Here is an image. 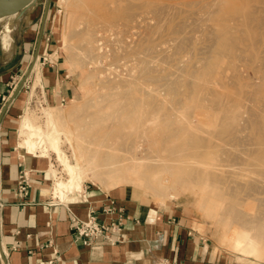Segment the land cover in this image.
<instances>
[{
    "label": "bare ground",
    "instance_id": "obj_1",
    "mask_svg": "<svg viewBox=\"0 0 264 264\" xmlns=\"http://www.w3.org/2000/svg\"><path fill=\"white\" fill-rule=\"evenodd\" d=\"M16 1H18V0H0V4H2V3L9 4V3L16 2ZM66 1H67L66 2V4H67L66 10L67 11L65 14L67 15V25H66L67 30H66V33L64 32L65 33L64 47L68 50V52L70 54V58H72L73 62L76 65H79L85 71H87V69H89V66H88L89 63H92V67L95 71H98V69L107 70V67L109 69L110 66H113L114 62H115V64H117V63H120L122 61H124V62L128 61L129 63H132L133 66L129 70V75L127 77H122L119 85L117 83V85L113 86L112 92L110 94H108L107 92L105 94H103L107 98V101H108L107 104L108 105H106L103 108H99L96 111L88 112L87 116H85V117H79L80 118V124L78 126L76 125L77 128L82 129L83 131L85 130V131L89 132L90 133L89 136H93V137L90 138V141H91V142H89L90 146L86 147L84 145V141L82 140V135H77L76 142L78 144V150H73V154H72L73 160H71L72 157L69 158L68 155L65 154V151H63V149H62V136H63L62 131L64 130V129H62V127H64V125L60 126L58 123L63 122L62 121L63 115L61 116V115H56L52 112H48L46 118H47V121L49 122V126L46 127L47 129L43 128L41 125L39 126L36 123V121H35L36 116L31 114V112H26L22 116L21 121H20V131H19L20 139H21V141H20L21 148H25L27 150H32V151L33 150H35V151L39 150L41 157H48L47 156L49 154L48 151L52 149L57 154L58 163L61 166H63V170H62L63 173L58 172L56 169L55 170L52 169L53 178L55 180L54 186H53L54 195L60 196L63 198L64 196H68L69 194H73L76 192H79V194H80V192L83 191V189H84L83 183L85 182V180H89L90 182H94V183H97V184H100L102 186H106L109 188H113L122 182H128V184L132 183V185L133 184H140L141 186H143V188H145L146 190H149L150 194L152 193L154 198H156V197L160 198V200L164 203L167 200V193L172 191V192H174L173 195H176L177 193L175 191L178 189V185L181 184L182 182L188 181V182H193L195 184H197V182H198V184H199V181H202L203 182L202 184L204 185V187L202 186L203 192L206 190V188H209L210 186L213 187L211 184H214V186H216V188L213 187L215 189H213V192H211L213 194H216L215 191L218 189H219L218 191H221V188H223V187L226 188V189L224 188V191L222 189L223 192L220 194V198H219V196H212V197L208 198L207 201L205 200L206 197L203 198V200H205L204 203L207 202L209 209L212 212L217 211L219 209L221 211H225L228 209L227 213H229V214L227 216H229L228 217V219H229L234 214L235 210L232 208V206L234 204H231V205L229 204L230 206H227V205H228V201H230L232 199V197L234 196L236 188L234 187V183H233L234 180L232 181V179H229L230 177L225 178L224 176H226V175L221 176L220 173H218V172L223 171V169H221L220 166L221 165L226 166V165L218 164L219 163L218 161H220V160L218 159L217 156H216L217 159H215L216 158L215 154H217V153H214V151H216L217 148L215 147L216 148V150H215L214 147L211 146V147H213V149H210V150H214V151L211 152L209 150V152L207 154V155H210L212 157L211 160L208 159L211 157H208L206 155L207 158H205L204 161H199V160L196 161L194 157H190V160L186 159L187 161L181 162L182 160L180 159V157L182 155L184 156V155L189 154V153L192 156L198 155V154L202 155V154H204V152H207L206 150L210 144L213 143V145L215 144V146L218 145V146H221V148H222L223 147L222 145L224 143L225 147H223L221 150H219V148H218V150H219L218 154L221 155V159L223 160V162H225V164L226 163L231 164L232 169L234 170L233 164L234 165L240 164L241 160L237 156H234L235 155L234 153H231L232 150H231V152L230 151L228 152L226 150V147L228 149L231 146L230 144L233 145L236 143V145H237V142L239 141V138H238L239 133L237 136L234 132L237 129V127L240 129V124L239 125L236 124V121H235L236 117L234 120L232 118L233 116L232 117H229V115L225 116V117L222 116L223 118L222 117L221 118L223 119V122H222L223 125H222L221 129H219L215 132L213 131V133L211 131H210V133H207L209 130H212V129H209V130L207 129L208 131L205 133H207L209 135V138H210V136H212L211 137L212 141L207 137L208 135L206 136V134H204L203 132H202V134H204V135H202L199 132V130L198 131L195 130L191 134V136H189L188 138H186L184 140L182 139L183 129L180 127H176V128L175 127H166L164 130L159 131V113H158V105L159 104H157V102H155L156 101V99H154L155 97L152 98L153 93L155 92V89H154V92H151L150 90L147 91L145 89L144 90L141 89V87L144 88V86H141V87L137 86V83H139V78H141L142 76L143 77L145 76L148 78V76L150 74V72L148 73L144 70V65L150 60V57L153 54V53L151 54V51L153 49H151V51H150V49H148L149 47L148 48L146 47L147 50H145V48L140 49L139 45H138L139 42H138V44H136V46H130L131 43L129 46H127V45L122 46L121 43L123 44L124 40L123 41L121 40L122 41V42L120 41V45L122 46L121 54H119L117 52V54L114 56V62L112 61V63H111L108 60L109 61L108 66H104L103 61H104V59L107 58V56H106V54L103 53L104 51L103 52L101 51L102 45L100 42L102 41V39H101L102 37H100L98 30H97V28L99 27L98 25H100V23H103L106 26L116 27V31L114 33L118 32V34H119V32H123V31H121V27L122 28L127 27V25L134 19V17H136L135 16V14H136L135 9L138 7L135 5L134 2H132V3H134V5H133L130 3V1L127 2V0H126V2H127L126 5L122 4V1H125V0H66ZM260 1L263 2L264 0H260ZM227 2H229V1H227ZM155 3H157V2H155ZM175 3H177V4H175ZM175 3H173V6L171 5L172 9L176 6L173 10L167 6V8L171 10L170 13L167 11L169 13V14L167 13L168 18H169L170 14L172 15V12L173 13L175 12V9L177 10L176 12L179 14L181 8H182V12H183L187 7L190 8V9H188L190 11L192 9V7H199V8L204 7L205 8L208 5H212V4H214L215 7L217 6L216 8H218V9L220 7V9L218 11L208 12V14L210 13V15L213 18L214 17L216 18V16H218L217 14H219V11H222L221 7L223 5V2L221 0H176ZM178 4L180 6L182 5V7H177V6H179ZM166 5H168V4H166ZM260 5H259V8H260ZM262 5H264V4L262 3ZM183 6H186V7L184 8ZM257 6H256V8H257ZM164 7L166 8V6H164ZM165 8L162 9V6H161L159 9L166 11L167 9H165ZM210 8H211V6H210ZM212 8H214V6ZM222 8H224V7H222ZM138 9H141V8L139 7ZM159 9H158V11L161 12V10H159ZM154 10L157 12L156 8H154ZM196 10L199 13L198 9H196ZM214 10H217V9H214ZM160 12H157V13H160ZM191 12H189V14H191ZM177 13H176V15H178ZM259 13L261 14V11ZM259 13H258V15H255V16H260ZM163 14H164L163 16H165V15L167 16V14H165V13H163ZM194 14L195 13H193L189 16L191 17ZM203 14H205V13H203ZM160 15L162 17V14H159V16ZM199 15L200 14H198V16ZM263 15H261V17ZM203 17H201V18L203 19ZM263 17H262V20H264ZM10 18L11 17H9V19ZM162 18L166 19L167 17H162ZM208 18L210 20V16H208ZM161 19H160L159 23H161ZM176 19H177V17H176ZM168 20L166 19L165 21H168ZM190 20L189 19L185 20L188 22H185L184 25H182L183 23H181L180 21L177 22L178 27L180 28L179 30L177 29L178 33H179V31L181 33V29L185 28L186 23H189ZM260 20L261 19H259V21ZM173 21H175V20H173ZM194 21H196V20H193V22ZM177 23H175V24H177ZM179 23H181L180 26H179ZM195 23H197V22H194L191 24L192 28H191L190 24L186 25V27L188 25L190 26V27L188 26L190 28V32H193V30H194L193 28H195L193 26L196 25ZM207 23H209V22L207 21ZM261 23H263V21ZM261 23L259 22V26ZM163 24H164V21H163ZM165 24H167V23H165ZM165 24H164V26H166ZM168 24H169V22H168ZM200 24L198 23V26ZM210 24H211V22H210ZM155 25H158V24H155ZM247 25H248V23H247ZM102 26H100V27H102ZM117 26H119V28ZM198 26H196V28H195V30H197V31L200 29L201 25H200L199 29L197 28ZM262 26H261V28L264 27V26L263 27ZM150 27H151V25H150ZM161 27L162 28H160L159 32H162V30H163V26H161ZM176 27L173 30H176ZM224 27H226V26H224ZM103 28H104V26H103ZM204 28H206V26H204L202 29H204ZM212 28H213V26H212ZM127 29H128V27H127ZM191 29H193V30H191ZM183 30H182V33H183ZM185 30H186V28H185ZM188 31L189 30H187V32ZM201 31H200V33H201ZM174 32H171V33H174L176 35L177 31H174ZM190 32H188V33L190 35H192L195 31L192 34ZM203 32H204V30H203ZM241 32H243V31H241ZM212 33L213 32L211 31V35L204 34L207 37L209 36L207 40L208 41L210 40L211 44L209 46L207 45V47H205L206 46L205 45L204 49H201L202 47H199L198 51H197V52H200V53H198V55L199 54L201 55L200 58L199 57L197 58V59H199L198 63L202 64V66L200 64H198V66H200L201 68H197L195 66L193 68H191L193 66V64H192V66L188 65V66H191V67H189L190 68L189 69L190 77L191 76H193V77L199 76L201 78H204V77H207L209 75L212 76L216 73H219L220 71L217 70L216 66L212 64L214 58L217 59L220 55L223 56L225 54H229V53L232 54L233 53L235 55V57L237 58V61H239L241 59H244L246 54H247V57H253L254 52H255L254 50L257 47H259L260 45H262L263 50L261 52L262 55L260 56V60L257 62H253L251 64V66L248 64L250 67L246 66V67L240 68V67L234 66L233 69H235V70L237 69V73H235L232 76V80L229 79V81H231V83H232V81L234 82L235 80L239 81L240 78L243 79L245 77V75H244L245 71L249 72L250 70L253 71V73H252L253 78H256L257 80H260V81L264 80V33L261 32V34L255 38L254 45L248 46L245 48H241V49L240 48L236 49L233 46V44L236 43L237 41L235 42L234 41L235 39H233L230 34H227L228 32H225V34H223V35H215V36L213 35L214 33L213 34ZM126 34H128V33H126ZM184 34L186 36V33H184ZM189 34H188V36H189ZM201 34H203V33H201ZM128 35H132V34H130V32H129ZM194 35L195 34H193L191 40H188V38L189 37L191 38V36H189V37L187 36L188 38L185 37V39L188 42H186V41H184V42L189 43V41H191V44L193 45L194 44L193 38L197 36V35L196 36H194ZM112 36H116V34L115 35L113 34ZM183 36H181V37H183ZM132 37H134L133 39L138 38V37H135L133 35H132ZM203 37L204 36L202 35L201 38H203ZM117 38L119 39V37H117ZM121 39H124V38L122 37ZM182 39L183 38H181V42H183V40H185V39H183V40ZM203 39H201V41ZM195 40H194V42H195ZM197 40H198V38H197ZM207 40H206V42H207ZM113 41H114V39H113ZM141 41H142V38H141ZM172 41L176 42L175 43L176 45L172 42L174 44V45L172 44L173 48H174V46H177V43L180 42L178 39H177V41H175V39ZM144 42H146V41H144ZM181 42L179 43V45L182 46L184 42L182 44H181ZM197 43H198V41H197ZM203 43H205V42H203ZM126 44H128V42ZM133 45H135V44H133ZM143 45L144 44L140 45V47ZM179 45L177 46V48L179 47ZM192 45H191V47H192ZM187 46H190V45H186V47ZM255 46H257V47H255ZM118 47L121 48L119 46V44H118ZM110 48H112V47L110 46ZM115 48L116 47L114 46V49ZM187 48H186V50H187ZM169 49H172V47ZM193 49L194 48L192 47V51H193ZM5 50L9 54V56L14 54L15 47H14L12 40L9 41L8 45L5 47ZM110 50H108V51H110ZM178 50H179V52L178 51L177 52L180 54L181 49H178ZM184 50H185V48H184ZM189 50L191 51L190 48H189ZM199 50H201V51H199ZM110 52H106V53H110ZM188 53H190V52H188ZM108 56H109V54H108ZM174 56H176V55L174 54ZM169 57L171 58L172 56L170 55ZM169 57H168V59H167V56L165 58L167 60L171 61V59H169ZM191 57H192V55H191ZM225 57H228V56H225ZM181 58H184V57L179 56L180 61H183ZM228 59H229V57H228ZM245 59H247V58H245ZM164 60L165 59H163L162 61H164ZM172 61H173V58H172ZM174 61H176V60H174ZM174 61L172 63H174ZM180 61L178 63H180ZM184 61L187 62L186 59H184ZM243 62H244V60H243ZM165 63H167V62L165 61ZM181 63H183V62H181ZM171 64H169V66ZM174 66H175V63H174ZM188 66H187V69H188ZM117 67H118V64L115 66V68H117ZM175 67H177V68H174V69L183 68L182 66H180V64H179V67H178V65ZM35 68H37V65L35 66ZM141 68L143 69V71H140ZM242 68H244V69L242 70ZM134 69H136V72H135V73H137L136 76H133L134 74H132L134 72ZM183 69L185 70V68H183ZM184 70H183V72H184ZM180 72L179 73L181 76L182 71H180ZM140 75H141V77H140ZM153 75H155V74H153ZM177 75H179L178 72H177ZM248 75L249 74H247L246 76H248ZM230 76H231V74L228 75V77H230ZM145 77H144V79L146 81ZM249 77H250V75H249ZM159 79H164L165 83L162 86L168 90H173V91L176 90V85L179 83L178 80L172 79L169 76L166 78H159ZM204 79L206 80V78H204ZM194 80H196V79L194 78ZM200 80L202 81V79H200ZM140 81H141V79H140ZM196 81H187L188 82L187 87L190 90L189 96H191L192 94H196L203 87L202 86L203 84H200L198 81L197 82ZM146 82H148V81H146ZM251 84H252V82H251ZM204 85L206 86V84H204ZM255 86H257V85H255ZM261 86L262 87L264 86L263 83L261 84ZM222 87H224V86H222ZM262 87H260V88H262ZM103 88H105V87H103ZM229 88H231V87H229ZM203 89H204V87H203ZM224 89H221V90H224ZM257 89H258V91H260L259 88H257ZM263 89H264V87H263ZM236 90L237 89H235V91ZM239 90L240 89L238 88V91H236V93L234 95H236L237 92H239ZM198 94H199V92H198ZM204 94H205V92H204ZM231 94H229V95H231ZM232 96H233V94H232ZM249 98H250V95H249ZM243 99H244V97H243ZM246 100H248V99H246ZM254 102H255V98H254ZM78 103L73 102V104H72V106L75 105V106L71 107V108H74V109H72L73 115H77V114L82 115L84 113V111L78 105ZM220 105H223V104L221 103ZM257 105H260V104L256 102V106ZM148 106H150L149 110L146 109ZM242 106H243V104H242ZM247 106H248V104H247ZM251 106H252V104H251ZM251 106H249V107H251ZM255 107L254 108L253 107L252 108L246 107V109L244 110V114L248 113L251 117L250 119L248 117L247 118L244 117V118H246V119H244V121H247V119H249L246 122V124L248 126L254 125L257 127V129H256L257 132L255 133V136L254 137L250 136L252 139L249 137L251 139V141H249L248 140L249 138L246 137L247 139L245 138V140H246L245 142L248 141L249 143H251V142L254 143L255 141H259L261 143V146L264 147L263 146L264 145V121L260 120L261 118L258 119V117H257L258 114L256 113L257 108H255ZM50 109H52V108L50 107ZM217 109H215V110H217ZM261 111L263 113L264 110H261ZM201 114H203V113H201ZM201 114H199V115H201ZM189 115L191 116L192 114H188V116ZM237 117L239 118V116H237ZM238 118H237V120H238ZM262 118H264V116H262ZM218 126H219V124H218ZM244 127L245 126H243V128ZM219 128H220V126H219ZM251 128H253V127H251ZM245 129H248V127H246ZM202 130H203V128H202ZM85 134H86V132H85ZM159 138H160V140H159ZM67 140H70L68 136H66V141ZM44 141L47 144L48 148H45L43 146ZM215 141H217V143H215ZM240 141H241V139H240ZM218 142L221 145L218 144ZM221 142H223V143H221ZM241 142H238V145ZM73 143H75V141ZM158 143H160L159 144L160 146L165 147V152H167V155H166L167 157H164L163 154H161L162 156H160L159 154H158L159 156L158 155L157 156L151 155V153L153 151V147L151 149V146H153V145L157 146ZM255 143H257V142H255ZM242 144H245V143H241V145ZM83 145H84V147H83ZM146 145H148L149 147H146ZM253 145H255V147H257L256 144H253ZM71 147H72V145H71ZM253 147H250V148H253ZM236 148H237V152H238V147H236ZM258 148H260V146ZM234 150L235 149H233V151ZM240 151L241 150L239 147V152ZM237 152H235V153H237ZM253 152H254V148H253ZM160 153H161V151H160ZM245 153L246 152H244V153L240 152L239 154L240 155L244 154V156H245ZM232 154H234V155H232ZM249 154L250 153H248V155ZM252 154H251V156H252ZM256 155H257L256 157H258L257 159L254 156H252V157H254L253 159L251 158L252 161L254 160L253 163L255 164V161L257 160L258 164H260V163L264 164V148L258 149L256 152ZM242 159H246V161L248 160L247 162H249V163L251 161V160L249 161L248 156H247V158L245 157ZM183 160H185V159H183ZM229 164H227V165H229ZM243 164L246 168L249 167V165L247 167L245 165V163H243ZM258 164L256 166H258ZM262 164H260V165L263 168L264 166ZM226 167H223V168H226ZM245 167H243V168H245ZM246 168L243 170L244 171L249 170ZM183 170H187L188 172L191 171L193 174L183 173ZM227 170H229V169H227ZM235 171H237V169ZM251 171H249V173ZM253 171H255L256 173H259L254 169H253ZM255 172H254V174H255ZM237 173H239V172H237ZM249 173L245 172V174H249ZM64 174L66 175V177H64ZM230 174H231V178H233L232 173H230ZM260 174H262V173H260ZM228 176H229V174H228ZM254 176L250 177V178H252L251 182L253 180H255V179H253ZM261 176H259L258 179L262 178V180L264 181V178H263L264 174ZM236 177H238V176H236ZM250 178H249V180H250ZM203 179H205V180H203ZM262 180H258V181H262ZM258 181H256V182H258ZM259 183L261 184V182H259ZM224 184H225V186H224ZM255 184H258V183H255ZM255 184H254V186H255ZM221 185H223V186L221 187ZM238 185H239V187L240 186L242 187V190H244L246 187V186H243L244 183H242V184L239 183ZM238 185H237V187H238ZM245 185H250V186L246 187V190L248 188L249 192H252L254 188L260 189V188H258L259 185H257L254 188H253V185L250 183L245 184ZM218 186H220V187H218ZM239 187L237 188L236 193L238 192ZM250 188H252V190ZM145 189H144V191H145ZM262 190H263V188H262ZM211 191H212V188H211ZM248 191H245V192H248ZM149 192H147V193H149ZM254 192H257V190L256 191L254 190L253 193ZM218 193H220V192H218ZM236 193H235V195H236ZM253 193H251V194L253 195ZM203 194L206 195V192H204ZM248 194H250V193H248ZM261 194H262V192H261ZM258 200L253 199L252 201L256 202ZM263 200L260 199L261 203H259V202L256 203V205L261 204V207H259L260 211H256L255 209H252V210H255L254 211L255 216L258 217L262 222L257 223L256 220H252L250 224H246L243 226L232 228V231L230 233H228V235L226 237V242L228 244V248H229L230 252L235 254L237 256V258H239V260H251V261L255 262V264H263L261 261V256H262L261 248H262V244L264 243V203L262 204ZM246 202H247V200H246Z\"/></svg>",
    "mask_w": 264,
    "mask_h": 264
},
{
    "label": "rangeland",
    "instance_id": "obj_2",
    "mask_svg": "<svg viewBox=\"0 0 264 264\" xmlns=\"http://www.w3.org/2000/svg\"><path fill=\"white\" fill-rule=\"evenodd\" d=\"M49 1H50V5H49ZM128 1H130V3L133 5L135 3V5L138 8L139 7L141 8V9H138V8L135 9L136 10L135 11L136 17H134V19L127 25L128 29H127V27H123V28L121 27V31H123V32H119V34H120L119 35L118 32L114 33L116 31V27L106 26L103 23H100V25H98L99 27L102 25L104 26V28H103V26L100 28L99 27L97 28L100 37H102L101 38L102 41L100 42L102 45L101 51L102 52L104 51L103 53L106 54V56H107V58L104 59L103 64H104V66H108L109 61L111 63H112V61L114 62V56L117 54V52L119 54H121L122 46H124V45L129 46L130 43H131L130 46H136V44H138V42H139L138 45H139L140 49L145 48V50H147L148 47H149L148 49H150V51H151V49H153L151 51V54L152 53L153 54L150 57V60L144 65V70L148 73L150 72V74H151V75L149 74L148 78L144 76L146 78V81H148V82H146L144 77L143 76L141 77V75H140L141 78H139V83H137V86L138 87L144 86V88L141 87V89H143V90L145 89L147 91L150 90L151 92H154V89H155V92H154L155 94L153 93L152 98L155 97L154 98V99H156L155 102H157V104H159L158 105L159 131L164 130L166 127H175V128L180 127L183 129L182 139L184 140V139L188 138L189 136H191V134L195 130H197V131L199 130V132L201 134L203 132L207 136L208 135L207 133H210V131L213 133V131L215 132V131L221 129V127L223 125V123H222L223 119L222 118L225 116H228V115H229V117L233 116L232 118L234 120L236 117V120H235L236 124L237 125L240 124V129L237 127V129L234 132L237 136L239 133V136H238L239 141L238 142H241L243 140L244 142L242 141L241 143H245V144L241 145V143H239V145H238V142H237V145L235 143L233 145L230 144L231 146L228 149L226 147V150L228 152L229 151L231 152V150H232L231 153L235 154V155L234 154H232V155L237 156L241 160L240 164H235V165L233 164L234 170L232 169V165L229 163L225 164V162H223V160L221 159V155L218 154L219 150H221L223 147H225V144L223 142H221V143H223L222 148H221V146H218L217 144H216L217 146H215V144L213 145V143H212L208 146V148L206 150L207 152H204V154H202V155L198 154V155L192 156L189 153V154H186L184 156L182 155L180 157V159L182 160L181 162H185L187 160H190V157H194L196 161H198V160L204 161V159L207 158V156L211 157L210 155H207L209 150L213 149V147L215 150L217 148L216 151H214V150H210V151L211 152L214 151V153H217V154H215V157L217 156L218 159L220 160V161L217 160L219 162V163L217 162L218 164H220V165L224 164L228 167L227 168L226 166L221 165L222 167L220 166V168L223 169V171L218 172V173H220L221 176L226 175L227 177L224 176L225 178L230 177L229 179H232V181L234 180L233 183H234V187L236 188L235 193H236L237 188L239 187V185H238L239 183L240 184L244 183L243 186H246V187H248L250 185H245V184L250 183L253 185V188L256 187L257 185H259L258 188H260V189L254 188L253 191L257 190V192L253 193V191L249 192L248 188L246 190V187L244 190H242V187L240 186L236 195L234 193V196L232 197V199L230 198L231 202L228 201L227 206L234 204L232 206V208L235 210L234 214L229 219H228L229 216H227L229 214V213H227L228 209L225 211H221L219 209L217 211L212 212L209 209L207 202L204 203L205 200L207 201L208 198H210L212 196H219V198H220V194L224 191L225 187L221 188V191H218L219 189L216 191L214 190L216 192V194L211 193V192H213V189L216 188V186H214V184H211V185L215 188H213L211 186L209 188H206V190L204 191V192H206V195H205V194H203L204 192L202 191V189H203L202 186L204 187V185L202 184L203 183L202 181H199V184H198V182H197V184H195L193 182H188V181L182 182L181 184L178 185V189L175 191L177 194L173 195L174 192H172V191L168 192L167 193V200L164 202V203H169V202L178 203L182 207L188 208L189 210H191L195 215H197L199 217V219H201L202 221H204L207 224L209 237L211 238V240H213V242L217 245V247L221 248L225 252H230V250L228 248V244L226 242V237H227L228 233H230L232 231V228L243 226L246 224H250L252 220H256L257 223L262 222L258 217L255 216L254 211L255 210L260 211L259 207H261V204L256 205V203H258V202L261 203L260 199L261 200L264 199V193H263L264 192V181L261 178L262 177L261 175L264 174L263 173L264 167L262 168V166L260 165L262 163L258 164V161L256 160L258 158V157H256L257 156L256 155L257 150L264 148V147L261 146V143L259 141H255L257 143H255L254 141H253L254 143H252V142L249 143L248 141L245 142L246 137L249 138L250 136H252V137L255 136V133L257 132L256 131L257 127L254 125L248 126L246 124V122L251 117L248 113L247 114L245 113L246 114L245 115L244 110L246 109V107L247 108H252V107L254 108L256 106V102L259 103L260 105H257L255 107V108H257V112H256L258 114L257 117H258V119L261 118L260 120L264 121V118H262V116H264V111H263V113L261 111V110H264V89H263L264 86L263 87L261 86L262 83L264 85V80L260 81V80H257L256 78H253V74H252L253 71L252 70H250L249 72L245 71V74H244L245 77L243 79L240 78L239 81L235 80L236 82L232 81V83H231V81H229V79L232 80V76L235 73H237V69L236 70L233 69L234 66L240 67V68L246 67V66L250 67L253 62L259 61L260 56L262 55L261 52H262L263 48H262V45H260L259 47L255 46L257 48L254 50L255 52H254L253 57H247V54L245 55V58H247L248 60L244 58L241 60L238 59L239 61H237V58L235 57V55L233 53L232 54H230V53L225 54L223 56L220 55L217 59L214 58L212 64L215 65L217 70H219L220 72L218 71L219 73L212 75L213 77L211 75L204 77V78H206V80L204 78L199 77V76H196V77L191 76L190 77V73H189L190 68L189 67H191L193 64V66L191 68H193L194 66L197 68H201L200 66H198V64H200L201 66H202V64L198 63L199 59H197L198 57L200 58L201 55L200 54L198 55V53H200V52H197V51H198L199 47H202L201 49H204L205 47H207V45L209 46L211 44V41L207 40L209 36L207 37L204 35V34L211 35V31L214 33V34L212 33L214 36L215 35H223V34H225V32H228L227 34H230L231 37L233 39H235L234 41L238 42V43L236 42L233 44V46L236 49H239V48L241 49V48H245V47L254 45L255 38L258 37L261 34V32L264 33V27H263L264 26V20H262V17L264 16L263 15L264 14L263 13L264 12V9H263L264 5H262V3L264 4V1L262 2L260 0H256V1L255 0H243V1L238 0L239 1L238 2L237 0H221L223 2L222 7H224V8L221 7L222 11H219V14H217L218 16H216V18L215 17L213 18L210 15V13L208 14V12H210V11L211 12L212 11H218L220 9V7H219V9L216 8L217 6L215 7L214 4L208 5L209 7L207 6L205 8L204 7L203 8L202 7H200V8L199 7H192V9L190 11L188 10L190 8L187 7L185 10L183 9L185 11V12L183 11L184 13L182 12V8H181L179 14L176 12L177 10L175 9V12L174 13L172 12V15L170 14L169 18H168V14L171 12V10L168 9L167 6L171 8V5L173 6V3H175L176 0H127V2ZM227 1H229V2H227ZM66 2H67L66 0H32L21 11L15 13L13 15H9V16H0V71H2L3 68H7L6 63L8 62V59H7V56L4 54V52L7 54L5 47L8 45L9 41L13 39V37L15 39V44H16V38H17V35H19L21 25L29 24V22H31L30 23L31 25H33V23H35L36 24V31H38L39 30L38 27H40V23L41 22L44 23L46 11L48 9L47 18L45 21V27L44 28L47 29V31H48V37L50 38V44L52 45L51 54H52V51L54 53V49H56L58 47V52H57L56 56L54 57L51 55L50 59L56 60V58H57L60 60L61 65L64 68L63 69L64 74H65V76H67V80L71 86L72 96L69 99H73V100L68 101L69 99H67L63 105H59L56 107L43 105V104H41V102L38 99L35 98V95H36L35 91L32 92V89L28 88L27 92H25V94L23 95L24 96L23 97V104L20 107L21 109L19 111V117L20 118H18L16 124L19 125L22 116L26 112H31V114L35 115L36 116V119H35L36 123L39 126L41 125L43 128H46L49 126V122L47 121V118H46L48 112H52L56 115H61V116L63 115V120H62L63 122L58 123L60 126L64 125V127H62V129H64L62 131V133H63L62 149H63V151H65V154L68 155V157L70 158V157H72L73 150H78V144L76 142L77 135H82V140L84 141V145L86 147L90 146L89 145V142H91L90 138L93 137V136H89L90 135L89 132H87L85 130L83 131L82 129L77 128V126L80 124V118L79 117H85V116H87L88 112L96 111L97 109L103 108L106 105H108L107 104L108 103L107 98L103 94H105L106 92L108 94H110L112 92L113 86L117 85V83L119 85L122 77H127L129 75V70L132 68L133 65H132V63H129L128 61H126V62L122 61L120 63H117L118 67L115 68V66L117 64H115V62H114L115 65L113 64V66H110L109 69L107 67V70L98 69V71H95L93 69L92 63L88 64L89 69H87V71L82 69L79 65H76L73 62L72 58H70V54H69L68 50L64 47L65 33L67 30L66 29L67 28L66 27L67 15L65 14L67 11L66 10V8H67ZM125 2H126V0L122 1V4L126 5L127 2L126 3ZM132 2H134V3H132ZM155 2H157V3H155ZM166 4H168V5H166ZM175 4H177V3H175ZM48 5H49V8H48ZM259 5H260V8H259ZM161 6H162V9L165 8L164 6H166L165 9H167V10L164 11V10L159 9ZM210 6H211V8H210ZM213 6H214V8H212ZM256 6L258 9L256 8ZM177 7H182V5L181 6L179 5ZM183 7L185 8L186 6H183ZM154 8H156L157 12H160V11H158V9L161 10L162 13L161 12L157 13L154 10ZM195 8L198 9L199 13L197 12V10ZM214 9H217V10H214ZM188 11L189 12L194 11L193 13H195V14L191 16L192 18L189 15H191L193 13L191 12V14H189ZM260 11H261V14L259 13ZM163 13H165V14L168 13V14H167V16L166 15L163 16L164 15ZM176 13L178 15H176ZM203 13H205V14H203ZM258 13L260 14V16H255V15H258ZM159 14H162V17H167L166 19L167 20L169 19V20L165 21L166 19L162 18L161 15L159 16ZM198 14H200V15L198 16ZM207 15L210 16V20H209ZM261 15H263V16L261 17ZM9 17H11V18L9 19ZM176 17H177V19H176ZM185 17L186 18L188 17V18L186 19ZM201 17H203V19ZM258 18L261 20L259 21ZM160 19H161V23H159ZM188 19L189 20L190 19L196 20L194 22H197V23H195L196 25L193 26L195 28H196V26H198V23L199 24L201 23L200 24L201 27H200V25L197 27L198 29L200 27V29L198 30L199 32L197 30H195V28H193L194 30L191 29V30H193V32L197 31L196 32L197 34L195 32L194 33L190 32V28H189L190 26L189 25H188L189 27L188 26L186 27L187 24L191 25L192 23H194L193 20L192 21L190 20L189 23H186V25H185L186 30H185V28H183L184 30L181 29V33H180V31L178 33V30L180 28L178 27L177 22L180 21L181 23H183L182 25H184L185 22H188L185 20H188ZM263 19H264V17H263ZM173 20H175V21H173ZM163 21H164V24L167 23V24H165L166 26H164ZM207 21L209 23H207ZM262 21H263V23H261ZM168 22H169V24H168ZM210 22H211V24H210ZM259 22L263 26L261 24L259 26ZM175 23H177V24H175ZM181 23H179V26L181 25ZM247 23H248V25H247ZM155 24H158V25H155ZM150 25H151V27H150ZM161 26H163V30H162V32H159L160 28H162ZM202 26L203 27L206 26V28L202 29L203 28ZM212 26H213V28H212ZM224 26H226V27H224ZM261 26L263 28H261ZM117 27L119 28V26H117ZM175 27H176V30H173V29H175ZM191 28H192V25H191ZM208 28L209 29L211 28V29L209 30ZM182 30H183V33H182ZM187 30H189L188 32H190L191 34L192 33L195 34L194 36H196V35L198 36V37L196 36L193 38V43H194L193 45L191 44V41H189V43L184 42V41L188 42L185 39V37L188 38L189 36H191V38L190 37L188 38V40H191L192 36H193V34L190 35L187 32ZM203 30H204V32H203ZM174 31H177L176 35L174 34L175 33ZM200 31L203 34H201ZM241 31H243V32H241ZM129 32H130V34H132L135 37H138L139 39L138 38L133 39L134 37H132V35H128ZM171 32H174V33H171ZM126 33H128V34H126ZM184 33H186V36ZM187 33L189 34V36ZM113 34L114 35L116 34V36L119 37V39L116 36H112ZM202 35L204 36L203 37L204 39L201 38ZM181 36H183V37H181ZM122 37L124 39H121ZM141 38H142V41H141ZM176 38L180 42H181V38L185 39V40L182 39L184 43L181 42V44L183 43V45H182L183 47L181 45H179L180 42L178 41L179 43H177V46L179 45V47L177 48V46H174V48H173V45L176 42H174L172 40L175 39V41H177ZM197 38H198V40H197ZM113 39H114V41H113ZM201 39H203L202 41L205 43H203L201 41ZM121 40L122 41L124 40L123 42L125 43V44L121 43L122 46L120 45ZM194 40H195V42H194ZM206 40H207V42H206ZM144 41H146V42H144ZM197 41L199 44L197 43ZM127 42H128V44H126ZM132 43L135 45H133ZM118 44L121 48L118 47ZM142 44H144V45L140 47V45H142ZM186 45H190V46H187L188 47L187 48ZM191 45L194 48L193 51L195 50L194 52L192 51ZM110 46L112 48H110ZM114 46L116 47L115 49H114ZM171 47H172V49H169ZM184 48H185V50L187 48V50L185 51ZM189 48L191 49V51L189 50ZM178 49H181L180 54L178 53L179 52ZM3 50H4V52H3ZM108 50H110L112 53ZM199 51H201V50H199ZM106 52H110V53H106ZM188 52H190V53H188ZM108 54H109V56H108ZM169 54L172 56L171 58L169 57L170 56ZM174 54L176 56H174ZM191 55H192V57H191ZM166 56H167V59L169 57V59H171V61L167 60L165 58ZM179 56L184 57V58H181L183 61H180ZM225 56H228L229 59H228V57H225ZM172 58H173V61L176 60V61H174L175 66L178 65V67H179V64H180V66L185 68V70L183 68L174 69L177 67L174 66V63H172L173 62ZM163 59H165V60L162 61ZM184 59H186L187 62H185ZM178 60L180 61V63H178L179 62ZM243 60H244V62H243ZM165 61L167 63H165ZM181 62H183L184 64ZM169 64H171V65L169 66ZM188 65H191V66H188ZM187 66H188V69H187ZM39 67L40 66L38 63V68ZM65 67L67 68L68 71L66 70ZM142 68L140 71H143ZM182 69L184 70L185 73L183 72ZM243 69L244 68H242V70ZM180 71H182L181 76H180V73H181ZM135 72H136V69H134V72L132 73V74H134L133 76L137 75V73H135ZM177 72L179 75H177ZM153 74H155V75H153ZM230 74H231V76L228 77V75H230ZM247 74H249L250 77H249V75L246 76ZM168 76L172 79H176L179 81V83L176 85V90H174V91L164 88L162 86L165 83L164 79H159V78H166ZM21 77H22V75L14 76V78L10 79V81H14V83L16 84L20 81ZM194 78L196 80L198 79L197 81L200 84H203L202 86L204 87V89L202 87L201 90L198 91L199 94L197 92L196 94H192L191 96H189L190 90L187 87V83H188L187 81H196V80H194ZM140 79H141V81H140ZM200 79H202V81ZM251 82H252V84H251ZM204 84H206V86ZM37 85L38 84H35V86H37ZM255 85H257V86H255ZM222 86H224V87H222ZM103 87H105V88H103ZM229 87H231V88H229ZM260 87H262V88H260ZM238 88L240 90H239V92H237V94H236L237 96H236L234 94L236 93V91H238ZM257 88H259L260 91H258ZM221 89H224V90H221ZM235 89H237V90L235 91ZM204 92H205V94H204ZM230 92L233 94V96ZM12 93H13V90H11V93L9 94V98H10V95ZM229 94H231V95H229ZM249 95H250V98H249ZM243 97H244V99H243ZM254 98H255V102H254ZM246 99H248V100H246ZM73 102H76V103L79 102L78 105L84 111V113L82 115H78V114L73 115L72 109H74V108H71V107L75 106V105L72 106ZM221 103L223 105H220ZM250 103L252 104V106ZM242 104H243V106H242ZM247 104H248V106H247ZM249 106H251V107H249ZM50 107L52 109H50ZM149 108H150V106H148L146 109L149 110ZM215 109H217L219 112ZM201 113H203V114H201ZM188 114H192L194 117L192 115L188 116ZM199 114H201V115H199ZM237 116H239V118ZM244 117H246V118L248 117L249 119H247V121H244V119H246ZM237 118H238V120H237ZM218 124H219L220 128H219ZM243 126H245V127L243 128ZM246 127H248L249 130L245 129ZM251 127H253V128H251ZM202 128H203V130H202ZM207 129L208 130L212 129V130L208 131ZM85 132H86V134H85ZM205 132H207V133H205ZM17 134H18V138H19V132H17ZM204 134H202V135H204ZM66 136H68L70 140L66 141ZM207 137L209 138V135ZM211 137L212 136H210L209 139L212 141ZM250 138L248 139L249 141H251V139H252V138L251 139ZM240 139H241V141H240ZM19 140H21V139H19ZM159 140H160V138H159ZM74 141H75V143H73ZM219 142H218V144H220ZM215 143H217V141H215ZM159 144L160 143H158L157 146L156 145L151 146V149L153 147V151L151 150L152 151L151 155L157 156L159 154L160 156H162L161 154H163L164 157H167L166 156L167 152H165V147L160 146ZM253 144H256L257 147H255V145H253ZM71 145H72V147H71ZM84 145H83V147H84ZM43 146L45 148H48L45 141L43 143ZM211 146H213V147H211ZM259 146H260V148H258ZM20 147H21V145H20ZM146 147H149V146L146 145ZM231 147L235 150L233 151V149ZM236 147H238V152H237ZM239 147H240L241 153L246 152L245 156H244V154H241V155L239 154L240 153ZM250 147L254 148V152H253V148H250ZM218 148H219V150H218ZM21 149H24L25 151H27L30 154L40 156L39 150L38 151H35V150L32 151V150H27L25 148H21ZM160 151H161V153H160ZM48 152H49V154L47 155L48 157H46V158H50V160H51V169H50L51 174L53 175L52 169H54V170L56 169L58 172L61 173L63 170V166H61L58 163L57 154L52 149L49 150ZM235 152H237V153H235ZM247 152L250 154L248 155ZM251 154H252V156L256 157L255 164L257 163L258 166H256L257 164L255 165L253 163L254 160L252 161V159L254 157H252ZM246 155L248 156L249 161L251 160L252 162L250 161V163H249V162H247L248 160L246 161V159H242L245 157L247 158ZM217 157L215 159H217ZM182 158L185 160H183ZM208 159L211 160L212 157L208 158ZM71 160H73V157L71 158ZM243 163H245V165L247 167L249 165V167L246 168ZM227 164H229V165H227ZM262 165L264 166V164H262ZM223 167H226V168H223ZM241 167L242 168L245 167L246 169H249V170L244 171L243 169H245V168L242 169ZM227 169H229V170H227ZM236 169H237V171H235ZM253 169L259 173H256L255 171H253ZM249 171H251V172L249 173ZM237 172H239V173H237ZM245 172L249 173V174H245ZM254 172H255V174H254ZM183 173L193 174L191 171L188 172L187 170H183ZM230 173H232L233 178H231ZM260 173H262V174H260ZM228 174H229V176H228ZM236 176H238V177H236ZM253 176H254L253 179H255V180H253L251 182L252 178H250V177H253ZM259 176H261L260 177L261 179H258ZM64 177H66L65 174H64ZM249 178H250V180H249ZM203 180H205V179H203ZM258 180H262V181H258ZM256 181H258V182H256ZM53 182H55V180ZM254 182L258 183V184H255ZM259 182H261V184ZM253 183L255 184V186ZM83 185L84 186H86V185L95 186V187H99V188L106 189V190H112V189L117 188L119 186L133 187V188H136L143 196L151 198L155 202L163 203L160 200V198H157V197L154 198L152 193L150 194L149 190H146L140 184H133L132 185V183L128 184V182H122L113 188H109V187L102 186V185L94 183V182H90L89 180H85ZM237 185H238V187H237ZM84 186H83V188H84ZM222 186L223 185H221V187ZM224 186H225V184H224ZM218 187H220V186H218ZM211 188H212V191H211ZM262 188H263V190H262ZM144 189H145V191H144ZM222 189H223V191H222ZM250 189L252 190V188H250ZM245 191H248V192H245ZM82 192L83 191H81L80 193H82ZM147 192H149V193H147ZM218 192H220V193H218ZM261 192H262V194H261ZM248 193H250V194H248ZM251 193H253V195ZM73 194L78 195L79 192H76ZM205 197H206V199L203 200V198H205ZM253 199L254 200L259 199V200L255 202V201H252ZM68 200H70V199L67 198L64 201H68ZM246 200H247V202H246ZM263 201H262V204L264 203ZM252 209H255V210H252ZM261 253H262L261 261L264 264V243L262 244Z\"/></svg>",
    "mask_w": 264,
    "mask_h": 264
},
{
    "label": "crops",
    "instance_id": "obj_3",
    "mask_svg": "<svg viewBox=\"0 0 264 264\" xmlns=\"http://www.w3.org/2000/svg\"><path fill=\"white\" fill-rule=\"evenodd\" d=\"M30 23L21 25L16 44L13 37L14 54L9 56L3 50L8 62L0 71L1 113L38 52L37 69L34 66L0 127V264H255L217 247L207 224L188 208L155 202L136 188L106 190L86 185L78 195H54L50 158L21 149L20 123H16L28 88L41 104L52 107L63 105L72 93L60 60L50 59L58 47L51 54L44 23L38 31ZM18 75H22L18 83L10 81ZM24 172L30 182L26 197L18 192ZM67 198L70 200L64 201ZM107 208H113L112 214L103 212ZM91 209L101 221L115 220L122 212L125 222L120 242L111 245L99 239L86 247L75 240L72 217L86 220Z\"/></svg>",
    "mask_w": 264,
    "mask_h": 264
},
{
    "label": "built area",
    "instance_id": "obj_4",
    "mask_svg": "<svg viewBox=\"0 0 264 264\" xmlns=\"http://www.w3.org/2000/svg\"><path fill=\"white\" fill-rule=\"evenodd\" d=\"M30 182L27 173H22L18 183L19 196L26 197L29 193ZM113 208L104 209L105 214H112ZM115 220L101 221L95 209H91L86 220L72 217V235L76 241L82 242L86 247H92L99 239H104L111 245L120 242L125 218L121 211Z\"/></svg>",
    "mask_w": 264,
    "mask_h": 264
},
{
    "label": "water",
    "instance_id": "obj_5",
    "mask_svg": "<svg viewBox=\"0 0 264 264\" xmlns=\"http://www.w3.org/2000/svg\"><path fill=\"white\" fill-rule=\"evenodd\" d=\"M32 0H18L16 2L13 3H2L0 4V16H9V15H13L19 11H21L23 8H25ZM49 5H50V1H49ZM48 5V8H49ZM47 13H48V9L46 11V16H45V20H44V25H43V30H44V26H45V21L47 18ZM38 61V52L36 53L33 62H32V66L29 70V72L26 74L24 80L21 82V84L14 90V92L10 95V98L8 100V102L4 105L1 113H0V127H1V123L3 120V117L5 115V113L7 112L8 108L10 107V105L13 103V101L15 100V98L17 97V95L20 93V91L22 90L27 78L29 77L30 73L32 72L36 62Z\"/></svg>",
    "mask_w": 264,
    "mask_h": 264
}]
</instances>
